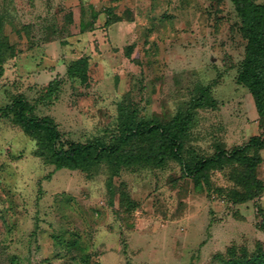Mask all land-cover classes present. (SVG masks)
<instances>
[{"label": "rangeland", "instance_id": "1", "mask_svg": "<svg viewBox=\"0 0 264 264\" xmlns=\"http://www.w3.org/2000/svg\"><path fill=\"white\" fill-rule=\"evenodd\" d=\"M0 25L15 50L0 78V264L260 260L264 146L249 142L264 140V114L239 81L247 40L232 0H0ZM81 57L84 82L67 75ZM18 98L75 142H114L121 105L165 124L189 113L185 164L245 146L261 161L198 178L177 158L58 168L7 108Z\"/></svg>", "mask_w": 264, "mask_h": 264}, {"label": "trees", "instance_id": "2", "mask_svg": "<svg viewBox=\"0 0 264 264\" xmlns=\"http://www.w3.org/2000/svg\"><path fill=\"white\" fill-rule=\"evenodd\" d=\"M241 19L243 35L247 40L246 58L238 69L239 81L248 86L255 96L259 110L264 114V2L258 0H232ZM15 55L14 47L2 36L0 25V78L5 73V64L9 57ZM87 59L81 57L68 66L67 75L70 78L88 79ZM50 83L49 95L56 89ZM58 83V82H57ZM61 83V82H60ZM206 91V90H203ZM199 103L213 106L205 94ZM13 112L15 121L22 129L37 142V154L58 168L90 171L102 162L109 163L114 173L124 167H138L148 165H163L169 159L177 158L184 162L181 150L188 136V129L192 122V114L177 116L168 123L148 121L137 118V110L129 106L120 107L119 134L114 142L107 143L104 138H97L86 142H75L64 139L58 124L49 116H39L34 112V105L28 100L18 98L7 106ZM2 115L7 116L6 112ZM249 144L257 147L264 146V140L253 138ZM248 146V145H247ZM246 146L234 150H221L212 157L184 164L195 177L208 173L210 169L223 166L236 160L254 171L261 161V156H250L245 153ZM248 200V199H244ZM259 211L263 208L256 200ZM264 229V214L260 221ZM260 260H253V264H264V255ZM252 259V258H251ZM248 264V263H244Z\"/></svg>", "mask_w": 264, "mask_h": 264}]
</instances>
